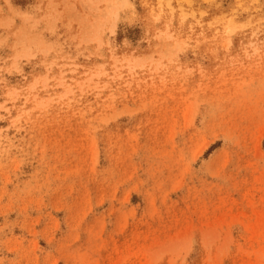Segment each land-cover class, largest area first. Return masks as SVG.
<instances>
[{
  "label": "rangeland",
  "instance_id": "rangeland-1",
  "mask_svg": "<svg viewBox=\"0 0 264 264\" xmlns=\"http://www.w3.org/2000/svg\"><path fill=\"white\" fill-rule=\"evenodd\" d=\"M0 264H264V0H0Z\"/></svg>",
  "mask_w": 264,
  "mask_h": 264
}]
</instances>
